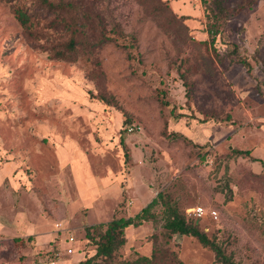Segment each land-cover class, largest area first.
I'll list each match as a JSON object with an SVG mask.
<instances>
[{
    "label": "rangeland",
    "instance_id": "rangeland-1",
    "mask_svg": "<svg viewBox=\"0 0 264 264\" xmlns=\"http://www.w3.org/2000/svg\"><path fill=\"white\" fill-rule=\"evenodd\" d=\"M162 1L174 24L136 0H48L51 14L39 0H0V264H76L95 253L87 229L134 217L160 192L236 262L264 264V0L214 40L213 0ZM16 7L40 15L32 28ZM71 36L72 57L54 58ZM198 207L204 216L187 215ZM162 210L124 230L116 261L160 248L216 264L195 239L165 238Z\"/></svg>",
    "mask_w": 264,
    "mask_h": 264
},
{
    "label": "trees",
    "instance_id": "trees-1",
    "mask_svg": "<svg viewBox=\"0 0 264 264\" xmlns=\"http://www.w3.org/2000/svg\"><path fill=\"white\" fill-rule=\"evenodd\" d=\"M6 3H14L16 0H3ZM142 5L145 11L154 19H167L171 24H174V20L177 17L172 13L170 8L166 5V2L162 0H136ZM258 0H238L237 4L231 9L226 7L223 0H213L211 5L206 7L207 14V34L214 40L215 36L220 34L226 23L238 15L244 9H250L257 3ZM39 8L53 13L56 8L48 2V0H39ZM59 14V23L61 22L62 28L69 26L67 20ZM14 17L18 24L28 29L32 28L35 20H38L40 15H33L27 9L20 7L14 8ZM61 15V16H60ZM183 18V17H181ZM55 26L58 20L51 21ZM160 27L169 31L172 30L174 34L179 32L178 29H172L173 27L165 28L163 25ZM68 28V27H67ZM32 33L28 32V36ZM76 41L73 36L62 46L64 51H54V58L56 59H69L75 52ZM244 64L249 67L245 62ZM90 98L100 101L104 105H109V101L103 96L90 95ZM162 104L164 103L162 98ZM172 112V111H171ZM173 114V112H172ZM182 115H172V119L177 121ZM129 122L124 120V125ZM120 145L125 151V156L128 157L124 138H120ZM232 153L235 156L250 157V152L233 149ZM255 161L261 162L260 160L254 159ZM264 166V163L261 162ZM155 205H160L163 215V230L164 237L171 239L172 236H186L195 239L203 248L210 250L214 254V262L216 264H240L234 260V258L227 254L223 247L217 243L214 239L209 238L205 232H203L197 222L188 221L186 217L180 212L176 201H173L171 195L168 192H160L157 197L146 207L142 208L139 213L131 218H118L111 220L107 225L100 224L96 227L93 233H89L91 229H87L86 238L90 239V243L93 245L95 253L80 259L76 264H184L176 256L174 252H169L167 249H154L149 256H138L133 261H116L115 252L124 245V230L129 226L137 227L142 225L144 222L155 220V216L151 213L152 208ZM102 227H106L105 231H101ZM54 252H51L53 255ZM51 261L50 259L48 262Z\"/></svg>",
    "mask_w": 264,
    "mask_h": 264
},
{
    "label": "built area",
    "instance_id": "built-area-1",
    "mask_svg": "<svg viewBox=\"0 0 264 264\" xmlns=\"http://www.w3.org/2000/svg\"><path fill=\"white\" fill-rule=\"evenodd\" d=\"M127 131H128V133H131V132L134 131V128L133 127H128ZM186 213H187V215H193L196 218H201L202 216H204L205 211L202 208L198 207V208H194L192 210H187ZM215 214L216 213L213 212L212 216H214ZM68 242H69L70 245H73L74 238L73 237H69L68 238ZM72 252H73V250L71 248L67 249V254H71L72 255L73 254ZM45 264H59V263H58V261L51 260V261H49V262H47Z\"/></svg>",
    "mask_w": 264,
    "mask_h": 264
},
{
    "label": "crops",
    "instance_id": "crops-1",
    "mask_svg": "<svg viewBox=\"0 0 264 264\" xmlns=\"http://www.w3.org/2000/svg\"><path fill=\"white\" fill-rule=\"evenodd\" d=\"M16 226H17V228L15 227V228H13V230L15 231V230H17V232L18 231H21V230H27V228L25 227V229L23 228L24 226H23V223H21L19 220H18V222H16ZM22 226V227H21ZM73 256H75L74 255V253L72 254ZM80 259H78L77 261H76V263L79 261ZM69 261L70 260H67L66 261V263H68L69 264Z\"/></svg>",
    "mask_w": 264,
    "mask_h": 264
}]
</instances>
